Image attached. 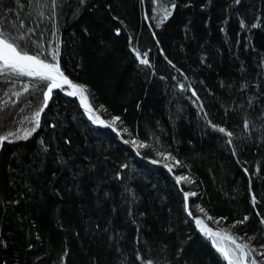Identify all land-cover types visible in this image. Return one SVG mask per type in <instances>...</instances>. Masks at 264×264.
<instances>
[{"label": "trees", "instance_id": "obj_1", "mask_svg": "<svg viewBox=\"0 0 264 264\" xmlns=\"http://www.w3.org/2000/svg\"><path fill=\"white\" fill-rule=\"evenodd\" d=\"M21 20L144 160L54 91L40 127L0 148V264H227L186 202L264 262V0H0V23ZM10 80L0 135L43 106L38 81Z\"/></svg>", "mask_w": 264, "mask_h": 264}, {"label": "snow or ice", "instance_id": "obj_2", "mask_svg": "<svg viewBox=\"0 0 264 264\" xmlns=\"http://www.w3.org/2000/svg\"><path fill=\"white\" fill-rule=\"evenodd\" d=\"M51 3L53 8L57 6V0H51ZM170 14V11L167 12L163 19H167V16ZM163 19L161 22H163ZM24 27L25 25L23 20H21L18 25L14 26L0 23V77H5L9 80L12 77L30 78V81L32 82L26 83L24 85L23 90L25 93L29 92L30 87L36 88L37 84L35 82L38 81L42 89L43 106L35 112L33 117L34 126L31 129H24L22 136L16 132H9L6 135H0V144H2L4 141L11 142L9 137H15L17 140L28 139L36 131V129L40 127L41 113L44 111V108L47 107L48 100L51 98L53 90L61 88V82L72 88V91L68 92V95L79 94L82 103H84L87 99L86 87L78 86L72 83L61 70L58 59L59 48L57 47L51 53H49V55L52 56V62H48L47 56L43 51L40 50L39 43L33 44L31 38L22 31ZM29 32H32V30L29 29ZM33 49H36V51L33 52ZM30 52L32 54H30ZM136 54L137 57L140 58L138 51ZM144 55L146 57L147 53ZM140 63L148 64L149 61L146 58H140ZM181 88H183V85H181ZM14 95L19 96L20 93H14ZM193 95H195V92H193ZM115 119L118 120L119 118L117 117ZM113 123H115V120ZM245 128H248L247 122H245ZM218 130L222 133H225L229 137L232 135L231 132H226V129L223 127L219 128ZM228 143H231V140H229ZM177 163L179 162L177 161ZM176 179L177 182H179L181 179H187V177H177ZM188 195V193H185L186 200ZM192 195L195 194L192 193ZM252 203L253 205L256 203L255 196L252 197ZM201 211L203 212L204 210L201 209ZM247 220L248 217L245 216L243 221H238L237 223H243ZM196 223L200 225L202 224V221L197 219ZM261 223H264V219L261 220ZM202 231H204V229H202ZM205 234L212 237L225 238L224 233L220 231L212 232L211 229H207ZM226 238L231 242V245H234V247L226 249L217 245L215 239H213L212 242L217 246V250L223 255L224 259L228 261V264H246L247 258L251 257L253 253L256 252V249L249 244L238 243V238L236 236L227 235ZM261 247H264V245ZM258 254L264 256V252H260ZM148 264H151V261H148ZM248 264H257V261L255 259H251ZM261 264H264V262H261Z\"/></svg>", "mask_w": 264, "mask_h": 264}, {"label": "water", "instance_id": "obj_3", "mask_svg": "<svg viewBox=\"0 0 264 264\" xmlns=\"http://www.w3.org/2000/svg\"><path fill=\"white\" fill-rule=\"evenodd\" d=\"M74 84L78 85L77 83H74ZM54 91L61 92L63 96L77 100L78 103H79V105H80V107H81V109H82L85 113L93 114V115L98 116V117L100 118L102 124H103L105 127H107L108 129L112 130V131H113V132L119 137V139L121 140V142H122L123 144H125L127 147H129V148H130V149H131V150H132V151H133V152H134V153H135L140 159L144 160V159L142 158V156L139 155V153L137 152L136 148L132 145V143L126 141V140L121 136V134L116 130V128H115L114 126H112L109 122H107V121H106V120H105V119H104V118H103V117H102V116H101L96 110L92 109V107L90 106V104H89L87 101H85V102L88 104L90 110H89L88 107H85L84 103L81 102V97H80L79 94H77V95H68V92H65V91L62 89V87L59 88V89H54ZM52 96H53V94H52ZM52 96H51V99H52ZM51 99L48 100V104H49V102L51 101ZM48 104H47V106H48ZM45 108H46V107H45ZM45 108H44V109H45ZM9 140H10V139H9ZM10 141L13 142L14 140H10ZM6 142H9V141H4L3 143H6ZM3 143H2V144H3ZM145 162H147L148 164H151V165H153V166H156V167H162V168H165V169L169 170V168H168L166 165H161V164H159V163L153 162V161L148 160V159H146ZM170 168H171V167H170ZM170 174L172 175V177L175 179V182H176L177 185L179 186V182H180L181 180H183V179H181L179 182H177L176 177H175L171 172H170ZM181 178H184V176H182ZM186 212H187V215H188V217L190 218V220H192V221L194 222V225L197 227V229H198L200 232H202L203 234H205L206 230L209 229V227H208L204 222H202V224H200V225H198V224L196 223V220H197V219L194 218V217L192 216V214H191V212H190V208H189L187 202H186ZM202 229H204V231H202ZM205 235H206V234H205ZM206 236H207L208 240L212 243V241H213L212 236H210V235H206ZM216 250H217V248H216ZM217 251H218V250H217ZM218 252H219V251H218ZM219 253H220V252H219ZM226 262H227V264H228V261H227V260H226Z\"/></svg>", "mask_w": 264, "mask_h": 264}, {"label": "rangeland", "instance_id": "obj_4", "mask_svg": "<svg viewBox=\"0 0 264 264\" xmlns=\"http://www.w3.org/2000/svg\"><path fill=\"white\" fill-rule=\"evenodd\" d=\"M62 85L66 88L64 91L65 92H70V91H72V88H70L67 84H63L62 82H61V87H62ZM79 86V85H78ZM81 86V85H80ZM93 115V114H92ZM91 115V116H92ZM94 116H96V115H94ZM33 117H34V115L33 116H31L30 118H27L26 120H24V121H22L19 125H18V127H17V129H15V131H13V132H16L17 134H19V135H23V131H24V129H31L33 126H34V120H33ZM40 118H41V116H40ZM110 123V122H109ZM111 124V123H110ZM112 126H114L113 124H111ZM115 127V126H114ZM37 130V129H36ZM9 139L10 140H14V141H19V140H23V139H19V140H17V139H15V137H9ZM135 148H136V146L134 145V144H132ZM0 146H1V144H0ZM169 164V165H168ZM163 165H166L168 168H170L171 167V163L170 162H167V163H165V164H163ZM186 212V211H185ZM186 214H187V212H186ZM210 229V228H209ZM215 232H217V231H215ZM220 232H222V233H224V236H225V238H220V237H215L216 239H217V242H218V244L221 246V247H224V248H230V247H234V245H231V242L226 238V236L227 235H230V233L228 232V230H226L225 232L224 231H220ZM213 238V237H212ZM247 239L246 238H244V239H237V242L238 243H247V244H249L248 242H250V241H246ZM246 264H248L247 263V260H246Z\"/></svg>", "mask_w": 264, "mask_h": 264}, {"label": "bare ground", "instance_id": "obj_5", "mask_svg": "<svg viewBox=\"0 0 264 264\" xmlns=\"http://www.w3.org/2000/svg\"><path fill=\"white\" fill-rule=\"evenodd\" d=\"M53 92H54V90H53ZM53 92H52V94H53ZM52 96V95H51ZM51 99V98H50ZM84 105H85V107H88L89 108V106H88V104L86 103V102H84ZM90 109V108H89ZM169 165V164H168ZM170 169V168H169ZM207 225V224H206ZM208 226V225H207ZM209 227V226H208ZM210 228V227H209ZM246 241H249V239H247Z\"/></svg>", "mask_w": 264, "mask_h": 264}]
</instances>
